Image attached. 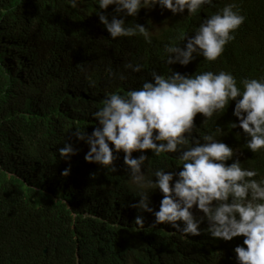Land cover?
I'll return each instance as SVG.
<instances>
[{
  "label": "trees",
  "instance_id": "trees-1",
  "mask_svg": "<svg viewBox=\"0 0 264 264\" xmlns=\"http://www.w3.org/2000/svg\"><path fill=\"white\" fill-rule=\"evenodd\" d=\"M230 1L245 16L235 39L216 61L199 57L180 69L166 64L165 45L176 44L192 19L177 17L167 30L152 33L150 44L140 35L105 40L96 0H81L75 9L67 0H0V264H148L149 253L135 250L136 234L146 231L134 228L137 215L145 226L151 214L131 206L142 190L123 169L86 162L88 145L74 133L90 135L106 94L140 88L153 70L165 76L169 68L186 75L223 70L241 89L244 78L264 77V0ZM233 108L234 101L208 121L197 114L194 138L203 142L219 124L227 134L221 137L239 149L241 166L264 178V151H249L242 130L231 128L238 123ZM65 143L76 149L67 160L58 152ZM178 155L150 153L146 177L155 180L157 168L174 170ZM66 168L70 174L61 175ZM159 244L183 264H231L226 251L221 259L203 249L218 248L203 235L162 236Z\"/></svg>",
  "mask_w": 264,
  "mask_h": 264
},
{
  "label": "clouds",
  "instance_id": "clouds-1",
  "mask_svg": "<svg viewBox=\"0 0 264 264\" xmlns=\"http://www.w3.org/2000/svg\"><path fill=\"white\" fill-rule=\"evenodd\" d=\"M67 2L75 9L81 0ZM96 4L99 22L107 31L105 40L140 35L150 44L151 34L167 30L177 17L192 19L174 39L176 44L165 45L166 64H179L180 69H190L199 57L216 61L245 22L230 0H96ZM212 5L215 9L206 12ZM126 67L140 72L142 66ZM169 71L165 76L153 70L151 80L126 94H106L102 107L93 113L98 123L91 134L84 129L74 133L88 145L84 160L112 172L123 169L128 182L142 190L138 203L131 206L151 214L145 226L144 217L137 215L134 228L146 231L136 234L135 250L149 253L148 264H183L176 255L166 254L160 237L200 235L218 247L209 250L203 244L205 251L220 258L226 251L231 264H264V178L256 169L241 166L239 149L221 137L227 134L219 124L214 123V133L203 135V142L194 138L197 114L211 120L234 101L232 115L238 123H231V128L242 130L249 151H264V77L244 78L241 89L223 70L191 75ZM58 152L67 160L76 149L65 143ZM177 152L174 170L157 168L152 173L155 180L146 177L143 166L150 153L169 157ZM69 174L70 168L61 173Z\"/></svg>",
  "mask_w": 264,
  "mask_h": 264
}]
</instances>
